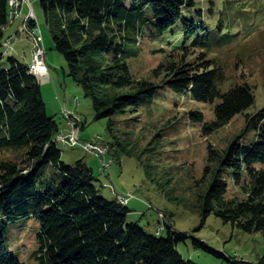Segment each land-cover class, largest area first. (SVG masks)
I'll list each match as a JSON object with an SVG mask.
<instances>
[{
  "label": "trees",
  "instance_id": "16d2710c",
  "mask_svg": "<svg viewBox=\"0 0 264 264\" xmlns=\"http://www.w3.org/2000/svg\"><path fill=\"white\" fill-rule=\"evenodd\" d=\"M8 1L0 0V150L19 151L20 158L0 161V264H25L8 250L3 234L19 217L39 222L38 247L32 253L37 264H198L178 250V244L189 237L186 232L168 221L164 237L148 233L136 221L127 222V203L100 194L93 169L83 158L72 164L62 160L56 141L58 124L46 113L40 82L27 63L5 53ZM205 1L207 16L196 0L39 3L46 21H51L53 43L66 60L69 75L91 100L95 118L108 119V130L115 125V117L135 115L142 106L154 103L165 88L214 104L211 121L205 122L201 111H189L190 120L200 122L205 134L243 114V129L224 149L208 147L205 172L211 180L200 195L199 208L203 220L214 214L264 238V106L246 112L255 100L252 87L238 82L224 89L225 67L210 56L232 40L222 20L208 21L209 16L220 14L214 8L226 10L233 3L237 10L245 8L238 0ZM178 24L181 39L172 49L177 57L159 65V83L136 78L128 59L141 53L140 38L146 34L163 38ZM192 49L198 50L194 56ZM250 130L254 139L243 143ZM115 145L118 142L107 145L109 152ZM229 181L241 190V198L228 197ZM193 242L224 256L204 241ZM228 263L264 264V257L258 262L229 257Z\"/></svg>",
  "mask_w": 264,
  "mask_h": 264
},
{
  "label": "rangeland",
  "instance_id": "374dc122",
  "mask_svg": "<svg viewBox=\"0 0 264 264\" xmlns=\"http://www.w3.org/2000/svg\"><path fill=\"white\" fill-rule=\"evenodd\" d=\"M27 2L35 15L29 25L39 29L46 51L45 64L50 77L40 81V88L46 113L58 124V134L69 135L72 132L67 115L70 113L80 121L78 138L81 141H94L99 136L108 147L118 142L110 152L108 150L113 163L106 173L102 171L99 159L80 145L66 147L57 142L62 160L72 164L85 157L88 165L93 167L100 194L107 199L132 194L127 203V222L136 221L148 233L164 237L168 221L176 230L186 232L189 237L178 244V250L185 259L198 264H229V257L251 262L263 258L264 238L260 232H244L214 214L203 220L199 208L200 195L211 180L210 174L205 172L209 164L208 147L224 149L243 129V114H236L224 126L205 134L200 122L190 120L189 111H201L204 121H211L214 104L200 103L165 88L154 103L142 106L135 115L115 117V125L111 131L108 130V119L95 118L91 100L85 97L82 87L69 75L67 62L53 43L51 21H46L39 0ZM238 2L245 9L238 7L237 10L233 3L226 10L214 8L215 13L220 14L209 16L208 21L212 23L215 19L222 20L224 28H229L232 34V40L214 49L210 56H216L225 67L224 89L238 82H247L252 87L255 100L246 112L253 113L264 106V0ZM28 3L24 4L22 17L6 26L3 38L4 42L11 41L15 48L13 52L5 53L15 52V56L26 62H30L32 54V48H29L32 45L31 33L22 31L21 20L30 11ZM217 4L220 6L221 1ZM196 5L202 8L204 16L209 14L205 0H196ZM181 27L178 24L163 38H151L147 34L140 38L141 53L128 59L130 71L136 78L159 83L162 78L156 73L159 65L177 57L172 49L181 39ZM190 51L191 56L198 52ZM253 134V130L246 132L242 142L250 144ZM19 158V151L0 150V161L14 162ZM213 164L210 163L211 166ZM233 196L241 198L243 194L229 181L228 197ZM38 230L36 219L19 217L9 223L3 233L8 250L25 264H37L32 253L38 247ZM194 239L206 242L224 256L196 247Z\"/></svg>",
  "mask_w": 264,
  "mask_h": 264
},
{
  "label": "built area",
  "instance_id": "2783aa9c",
  "mask_svg": "<svg viewBox=\"0 0 264 264\" xmlns=\"http://www.w3.org/2000/svg\"><path fill=\"white\" fill-rule=\"evenodd\" d=\"M10 3V12H9V21L13 22L14 20L21 18L23 15V7L25 3H28L27 0H9ZM30 6V4L28 3ZM33 10L30 6V11L24 17L23 24H22V31L28 30L31 33V43H32V54L30 64L33 65V72L37 75L38 81H42L44 78L48 77V69L45 64V54L46 51L44 49L43 41L41 34L39 32H35V27H30L29 21L34 17ZM34 20V19H33ZM4 49L5 51H13V44L11 41L4 42ZM68 118L70 119V123L72 125V132L69 135L58 134L56 137L57 142H61L63 146H75L80 145L83 150L88 153L93 154L99 159L100 167L104 173L111 167L109 164L108 158V150L106 148V143L100 140V137L97 136L96 140L94 141H81L78 138L79 133V119L73 118L70 113H67ZM133 197L132 194L119 197L120 200L128 203L129 199Z\"/></svg>",
  "mask_w": 264,
  "mask_h": 264
},
{
  "label": "crops",
  "instance_id": "0c3cea01",
  "mask_svg": "<svg viewBox=\"0 0 264 264\" xmlns=\"http://www.w3.org/2000/svg\"><path fill=\"white\" fill-rule=\"evenodd\" d=\"M25 16H26V15H25ZM18 19H19V18H18ZM23 20H24V18L21 20V23H22V24H23ZM29 48L31 49V48H32V46L30 45V47H29ZM14 50H15V48H13V51H14ZM13 51H12V52H13ZM12 52H11V54L15 56V55H16V53L14 52V54H13ZM23 55H24V57H25V58H27V55H26V53H25V52L23 53ZM16 57H17V56H16ZM17 58H18V57H17ZM30 60H31V59H30ZM24 62H25V63H27V64L29 63L28 61H27V62H26V61H24ZM46 66H47V65H46ZM48 72H49V73H48V76L50 77V71H49V69H48ZM79 122H80V121H79ZM83 159L85 160V162H86V163H87V165H88V162L86 161L85 157H83ZM88 166H89V165H88ZM90 167H91V166H90ZM91 168L93 169V167H91Z\"/></svg>",
  "mask_w": 264,
  "mask_h": 264
},
{
  "label": "bare ground",
  "instance_id": "6f19581e",
  "mask_svg": "<svg viewBox=\"0 0 264 264\" xmlns=\"http://www.w3.org/2000/svg\"><path fill=\"white\" fill-rule=\"evenodd\" d=\"M9 6H10V3H9ZM17 20V19H16ZM47 69H48V67H47ZM28 70H29V72L31 73V74H33V75H35L36 77H37V75L35 74V72H33V65L32 64H30V62L28 63ZM67 147V146H66ZM106 148H107V150H108V147H107V145H106ZM109 158V164L111 165V163H112V159L110 158V157H108ZM123 201V200H122ZM124 202V201H123Z\"/></svg>",
  "mask_w": 264,
  "mask_h": 264
},
{
  "label": "water",
  "instance_id": "95a60500",
  "mask_svg": "<svg viewBox=\"0 0 264 264\" xmlns=\"http://www.w3.org/2000/svg\"><path fill=\"white\" fill-rule=\"evenodd\" d=\"M30 24H31L32 26L35 25V23H33V22H30ZM34 31H35V32H38V29L36 28V29H34Z\"/></svg>",
  "mask_w": 264,
  "mask_h": 264
}]
</instances>
